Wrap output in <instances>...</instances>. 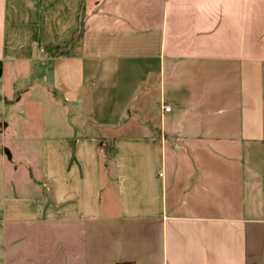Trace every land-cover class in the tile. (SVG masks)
I'll use <instances>...</instances> for the list:
<instances>
[{
    "label": "crops",
    "instance_id": "1",
    "mask_svg": "<svg viewBox=\"0 0 264 264\" xmlns=\"http://www.w3.org/2000/svg\"><path fill=\"white\" fill-rule=\"evenodd\" d=\"M7 165L0 264H264V0H0Z\"/></svg>",
    "mask_w": 264,
    "mask_h": 264
},
{
    "label": "rangeland",
    "instance_id": "2",
    "mask_svg": "<svg viewBox=\"0 0 264 264\" xmlns=\"http://www.w3.org/2000/svg\"><path fill=\"white\" fill-rule=\"evenodd\" d=\"M4 154L10 158V156H8L6 154V152H4ZM10 161H12L10 159ZM10 164V163H9ZM26 165V162L24 163ZM3 168V169H2ZM10 166L7 165L6 166H3V167H0V180H4L5 178H7V173L9 172V176H10ZM26 169V167H25ZM27 170V169H26ZM17 182H20V181H17ZM3 190H6L8 191L9 190V195H17V194H25V193H28V189L26 188L25 185L19 183V184H16V181L15 182H12L10 177H9V183L8 185L7 184H4L3 185Z\"/></svg>",
    "mask_w": 264,
    "mask_h": 264
},
{
    "label": "built area",
    "instance_id": "3",
    "mask_svg": "<svg viewBox=\"0 0 264 264\" xmlns=\"http://www.w3.org/2000/svg\"><path fill=\"white\" fill-rule=\"evenodd\" d=\"M169 110H170L169 107H167V106H164V107H163V111H164V112H169Z\"/></svg>",
    "mask_w": 264,
    "mask_h": 264
}]
</instances>
